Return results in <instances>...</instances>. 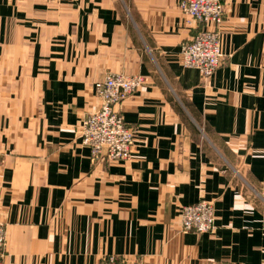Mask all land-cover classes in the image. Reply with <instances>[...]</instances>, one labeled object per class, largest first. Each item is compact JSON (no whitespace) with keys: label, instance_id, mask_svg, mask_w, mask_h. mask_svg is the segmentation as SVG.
Instances as JSON below:
<instances>
[{"label":"crops","instance_id":"crops-1","mask_svg":"<svg viewBox=\"0 0 264 264\" xmlns=\"http://www.w3.org/2000/svg\"><path fill=\"white\" fill-rule=\"evenodd\" d=\"M179 0H0V264H264V0H224L220 66L181 65L200 25ZM125 162H92L80 125L107 73ZM215 209L213 232L180 208Z\"/></svg>","mask_w":264,"mask_h":264},{"label":"built area","instance_id":"built-area-1","mask_svg":"<svg viewBox=\"0 0 264 264\" xmlns=\"http://www.w3.org/2000/svg\"><path fill=\"white\" fill-rule=\"evenodd\" d=\"M179 10L195 20L200 29L180 44L183 67L195 68L208 80L222 61L220 49L224 0H179ZM144 83L140 74L107 73L94 82L97 107L81 123L80 141L90 151V160L125 162L131 156L134 131L124 122L116 106L134 94ZM184 232L208 233L214 229L211 201H199L180 208ZM7 243L6 227L0 222V262ZM102 264H131L114 255L104 256Z\"/></svg>","mask_w":264,"mask_h":264},{"label":"rangeland","instance_id":"rangeland-1","mask_svg":"<svg viewBox=\"0 0 264 264\" xmlns=\"http://www.w3.org/2000/svg\"><path fill=\"white\" fill-rule=\"evenodd\" d=\"M179 52H180V49H179ZM179 58H180V55H179ZM220 66V65H219ZM218 66V67H219ZM187 68V67H186ZM195 69V68H194ZM197 70V69H196ZM215 72V71H214ZM119 73V72H118ZM99 80V79H98ZM97 81V80H96ZM95 81V82H96ZM86 118V117H85ZM84 118V119H85ZM80 130H81V125H80ZM79 136H80V134H79ZM87 147V146H86ZM89 149V148H88ZM127 161V160H126ZM187 205H190V204H187ZM183 206H185V205H183ZM213 207H214V205H213ZM214 213H215V209H214ZM179 217H180V215H179ZM214 219H215V215H214ZM179 220H180V218H179ZM180 223H181V221H180ZM214 228H215V226H214ZM180 230H181V227H180ZM182 231V230H181ZM213 232V231H212ZM210 233V232H209ZM6 249V248H5ZM5 253V252H4ZM1 263V262H0ZM128 263H131V264H144V262H129L128 261Z\"/></svg>","mask_w":264,"mask_h":264}]
</instances>
